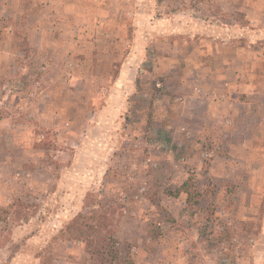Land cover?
Instances as JSON below:
<instances>
[{"label": "rangeland", "instance_id": "1", "mask_svg": "<svg viewBox=\"0 0 264 264\" xmlns=\"http://www.w3.org/2000/svg\"><path fill=\"white\" fill-rule=\"evenodd\" d=\"M210 57L264 81V0H0V264H89L101 209L121 259L264 264V115L181 112Z\"/></svg>", "mask_w": 264, "mask_h": 264}, {"label": "crops", "instance_id": "2", "mask_svg": "<svg viewBox=\"0 0 264 264\" xmlns=\"http://www.w3.org/2000/svg\"><path fill=\"white\" fill-rule=\"evenodd\" d=\"M204 69H209L210 72L205 75L201 73L199 65H192L191 82L182 76L178 81L181 88L189 93L182 100L185 106L187 104V108L181 112H184L183 116L199 121L200 132L208 123L213 124L211 121L218 119L242 122L235 127L232 126L233 131L240 130V125L241 128L248 130L247 124L250 120L261 121L264 115V81L257 77L262 78L263 75L248 70L241 73L239 69H232V64L226 60L219 62L218 65L214 64L212 57L206 59ZM243 69L245 68L242 67ZM237 107L240 110H237ZM185 128L188 129L187 126ZM173 134L174 141L178 136L176 131Z\"/></svg>", "mask_w": 264, "mask_h": 264}, {"label": "trees", "instance_id": "3", "mask_svg": "<svg viewBox=\"0 0 264 264\" xmlns=\"http://www.w3.org/2000/svg\"><path fill=\"white\" fill-rule=\"evenodd\" d=\"M196 182L189 176L177 191H169L171 195H177L180 191L187 193L188 201L194 199L198 203L201 193L195 189ZM106 210L94 211L91 223H81L79 215L68 225L70 238L82 240L86 243L87 251L90 253L89 264H136L131 259H121L117 248V241L111 227L112 222Z\"/></svg>", "mask_w": 264, "mask_h": 264}]
</instances>
